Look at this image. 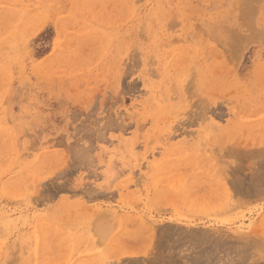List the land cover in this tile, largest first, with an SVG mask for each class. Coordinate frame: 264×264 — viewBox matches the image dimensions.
Segmentation results:
<instances>
[{
	"label": "rangeland",
	"instance_id": "obj_1",
	"mask_svg": "<svg viewBox=\"0 0 264 264\" xmlns=\"http://www.w3.org/2000/svg\"><path fill=\"white\" fill-rule=\"evenodd\" d=\"M169 227L264 264V0H0V264Z\"/></svg>",
	"mask_w": 264,
	"mask_h": 264
},
{
	"label": "bare ground",
	"instance_id": "obj_2",
	"mask_svg": "<svg viewBox=\"0 0 264 264\" xmlns=\"http://www.w3.org/2000/svg\"><path fill=\"white\" fill-rule=\"evenodd\" d=\"M187 90V89H186ZM82 138V137H81ZM82 140V139H81ZM82 152V151H81ZM83 154V153H82ZM87 154V153H86ZM71 157V156H70ZM86 157V156H85ZM86 161V159H85ZM244 173V172H243ZM233 174V173H232ZM257 187V186H256ZM235 191V190H233ZM171 227H169L167 230H162L161 234L158 233V239H159V242L158 239L157 241L154 240L155 236L156 235H152L150 234L149 237L147 238L148 240H145L146 243L143 244L145 246V248H149V246H153L151 247V249L153 248L154 249V245H155V242L156 241L158 244L157 245V250L158 252L156 253L155 249L153 251H155V253L157 254L156 255V258L153 260H156L155 262L157 264H177V263H181V264H212L213 263V257L212 255L215 253L213 252L212 254V247H217V246H220L222 247V245H219V244H215L212 246L210 244V241L212 240L211 239V235L209 234H197V236L193 235V238L194 240L189 241V239H193L191 238V236L189 235V238L186 236L185 240H183V237H181V235H179L180 237H175L174 234H172V231L170 230ZM160 232V231H159ZM157 233V232H156ZM193 233V232H192ZM192 233H190L192 235ZM195 234V233H194ZM217 237V236H216ZM219 237V236H218ZM217 237V238H218ZM157 238V237H156ZM155 238V239H156ZM216 238V239H217ZM187 239V240H186ZM211 239V240H210ZM219 239V238H218ZM227 239V238H226ZM195 240H198V241H195ZM228 240V239H227ZM247 240V239H246ZM251 240V239H250ZM225 241V240H224ZM249 241V240H248ZM252 241V240H251ZM154 242V243H153ZM215 242H218L217 240H215ZM220 243V242H219ZM225 243V242H224ZM229 243V242H227ZM248 243V242H247ZM246 243V244H247ZM154 244V245H153ZM221 244V243H220ZM228 245V244H227ZM227 245L226 248H227ZM231 245V243H230ZM251 245V244H250ZM249 246V245H248ZM218 248V247H217ZM225 248V247H224ZM233 248V246H232ZM243 248V247H242ZM151 249L149 251H151ZM196 249H198L199 251H196ZM230 249H231V246H230ZM229 249V250H230ZM237 249V248H236ZM152 252L151 255H152ZM216 251V254L217 253V250ZM221 252V250H219ZM226 251V250H225ZM243 251V250H242ZM241 251V252H242ZM240 252V253H241ZM148 253V252H146ZM150 253H148V257H150ZM154 253V254H155ZM194 254V256H191L190 254ZM224 253V252H223ZM227 253V252H225ZM189 254V255H188ZM221 254V253H220ZM215 255V254H214ZM213 255V256H214ZM225 255V254H224ZM243 255V253H242ZM154 256V255H153ZM151 256V257H153ZM218 256V255H217ZM216 256V258H217ZM150 257V258H151ZM155 257V256H154ZM241 257V256H240ZM243 257V256H242ZM215 258V259H216ZM219 258V257H218ZM152 260V259H151ZM147 261V259H146ZM217 261V259H216ZM153 262V261H152ZM218 262V261H217ZM215 262V263H217ZM240 262V261H238ZM148 263V262H147ZM214 263V264H215ZM155 264V263H153Z\"/></svg>",
	"mask_w": 264,
	"mask_h": 264
}]
</instances>
